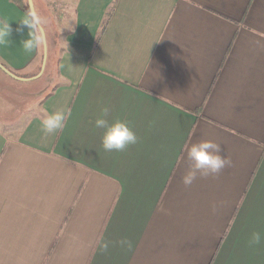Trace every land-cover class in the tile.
<instances>
[{"label": "crops", "instance_id": "0c3cea01", "mask_svg": "<svg viewBox=\"0 0 264 264\" xmlns=\"http://www.w3.org/2000/svg\"><path fill=\"white\" fill-rule=\"evenodd\" d=\"M23 1L0 0V264H264V0H31L34 29ZM104 107L136 145L103 151ZM201 140L232 165L186 188Z\"/></svg>", "mask_w": 264, "mask_h": 264}, {"label": "clouds", "instance_id": "9594fccd", "mask_svg": "<svg viewBox=\"0 0 264 264\" xmlns=\"http://www.w3.org/2000/svg\"><path fill=\"white\" fill-rule=\"evenodd\" d=\"M20 23L28 29H34L41 24V18L37 11L29 9L27 15ZM11 31L12 29L7 21H0V46L10 43ZM40 42L39 38H28L22 43L25 52L31 53ZM33 107L35 106L33 105ZM42 111L46 110L42 109ZM108 113L109 109L107 107L102 108L100 116L92 124L94 130H102L100 146L103 151L107 153H122L129 147L136 145L139 137L133 131L131 123L120 119L109 122L105 118ZM71 115V110L66 106L58 107L51 113L46 114L45 118L40 122V129L45 135H54L65 128ZM183 159L189 162L186 171L181 177V182L186 188L190 187L198 177L218 176L225 168L232 165L231 159L223 154L221 145L211 140H201L189 144L184 149ZM118 243L128 251L133 249V242L126 237L121 238ZM262 243H264V232H252L248 240L249 246L256 247ZM110 244L111 241L105 240L103 237L98 240V246L102 252H106Z\"/></svg>", "mask_w": 264, "mask_h": 264}, {"label": "water", "instance_id": "95a60500", "mask_svg": "<svg viewBox=\"0 0 264 264\" xmlns=\"http://www.w3.org/2000/svg\"><path fill=\"white\" fill-rule=\"evenodd\" d=\"M27 2H28V5H29L30 9H33L32 1L31 0H27ZM0 69L2 71H4L6 74L10 75L2 66H0Z\"/></svg>", "mask_w": 264, "mask_h": 264}, {"label": "rangeland", "instance_id": "374dc122", "mask_svg": "<svg viewBox=\"0 0 264 264\" xmlns=\"http://www.w3.org/2000/svg\"><path fill=\"white\" fill-rule=\"evenodd\" d=\"M23 5H24L26 8L28 7V4H27V1H26V0L23 1Z\"/></svg>", "mask_w": 264, "mask_h": 264}]
</instances>
